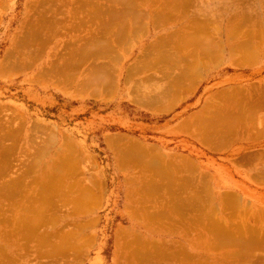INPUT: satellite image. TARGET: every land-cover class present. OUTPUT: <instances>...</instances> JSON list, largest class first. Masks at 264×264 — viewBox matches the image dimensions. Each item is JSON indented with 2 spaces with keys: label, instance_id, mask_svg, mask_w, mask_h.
<instances>
[{
  "label": "rangeland",
  "instance_id": "rangeland-1",
  "mask_svg": "<svg viewBox=\"0 0 264 264\" xmlns=\"http://www.w3.org/2000/svg\"><path fill=\"white\" fill-rule=\"evenodd\" d=\"M78 1L80 0H0V250H2V252L0 251V256L2 255L0 264L3 262L4 264H186V260L182 261L183 258L177 256V250L179 254L186 251V253H193L192 255L196 257L187 264H195L197 260L199 262L196 264L201 262V264L203 262L204 264L206 262V264H264V36L262 35V33L264 34L262 32V30L264 31V0H186L183 2L187 3L188 1V3H183L178 8L182 11L185 10V16H181L185 17L186 20H180L179 24L177 19H181V16L177 18L176 15V20L170 21L171 16L169 22H166V19L161 16L162 21L157 22L156 19L158 18H155L152 13L158 11L156 10L157 7L160 11L163 5L158 3L145 4L141 2L142 0L140 2L135 0L138 10L131 9L129 13L127 12L130 16L126 20L116 18L112 20V14H108V11L109 13L120 14L112 10L122 12L125 4H128V6L129 4L130 6L136 4L134 2L132 4L131 0H125V2L121 0H88L93 3H88L86 0ZM82 2L84 5H89H85L86 7L81 6ZM77 3L81 4L78 5ZM97 8L99 15L96 13ZM73 9L74 13L72 12ZM142 15L144 16L142 17ZM136 17L139 19H136ZM153 17L154 19H152ZM198 23L199 25H197ZM202 23L206 24L203 25ZM200 24L203 27L205 26V28L201 27L202 30L204 29L203 34L200 33L201 38L199 36L195 38L201 30L198 29ZM192 25L199 27H196L195 30ZM122 26H130L133 29L129 37L122 38L124 41L115 38V35L119 33L115 29ZM185 26L187 28L183 29L182 27ZM105 27L111 28L110 33L103 32ZM188 27L194 28L193 31H199L190 35L192 31H190L191 29L187 30ZM235 28H237L238 33L240 32V35L236 36L235 34L237 39L234 41V39H231L233 36L231 32L236 33L234 32ZM112 30L117 34L114 35V31L112 34ZM259 36L261 37L258 38ZM169 37L170 39H168ZM202 37L207 41L210 39L209 42L206 40H204L205 42L201 41V43H205L204 46L208 45L205 46L207 48L211 40L213 41L211 43L212 47L215 46L216 50H219L216 51L218 59L212 58L211 60L208 55L210 59L206 58L205 60L203 54L197 57L202 62L201 56L204 63L196 64L194 63L197 59L196 54H193L192 57L195 59L193 60L191 58L192 54L189 53V61L191 62L185 60L186 64L184 53L188 56L187 50L186 52L183 51L184 53L179 51L181 54L183 53V57L176 50L171 49L170 52L169 49L173 47L171 43L169 44L170 48L168 44L166 46V43H160L165 45H161V47H166L163 48L166 53L162 51L161 47H158L160 48L159 51L163 53L161 58H158L160 55H155L157 58L152 57L154 53H151V47L147 48L151 43L155 46V40L156 42L158 40H165L166 42L167 39L173 42V40L193 39L192 41L196 42ZM109 38L116 42L113 44L100 43ZM245 40L249 43L251 40L253 41L245 47L244 50L247 49V51H244L243 47L237 44V42L239 44L243 41L246 42ZM89 41H95L97 45L93 43L94 47L89 44ZM232 41L233 44L235 43L236 48L239 46L238 50L235 49L236 52L234 50V54L227 49V45L232 44ZM198 42L200 43V41ZM211 44L208 49L210 51L211 49L215 50L211 47ZM251 44L254 46H251ZM104 45L111 47L109 49L111 53L115 52L112 55L113 57L110 56L114 58V62H109L108 53L110 52H106L108 55L105 53L98 54L99 56L87 55L88 57L82 55L85 57L80 61L82 66L79 63L80 66L75 67L71 65V62H68L69 65L73 66V68L71 66L68 68L69 65L65 63L70 58L69 53L72 50L75 51L80 48L79 50L86 49V52L90 50L94 53L97 49L96 53H98L107 50L106 47H103ZM158 45H156V48ZM220 45L226 47L224 46L222 50L223 47H219ZM248 46H251V48L249 47V49ZM146 48L150 53L147 50L144 53L142 52ZM156 48V53H160ZM190 48H192V45ZM253 48L258 51V54ZM174 51L176 54L178 53V57ZM239 51L241 55L237 53ZM243 52L248 53H245V56ZM164 53L169 57L164 56ZM140 55L145 56V59L146 57L149 58L145 60L148 61V65L153 60V62H156L155 59H160V62L157 61L155 65L152 62L150 66L145 67L144 71H141V69H143L142 65L145 66V64L138 62L139 65L136 67L139 69L141 66L142 68L140 69L141 72L138 70L139 74H136L134 69L137 68L132 67V65L134 66L136 57L138 58ZM149 55L154 59L150 60ZM170 55L177 58L173 59L172 57L171 59ZM179 55L181 56L180 59H178ZM115 57L117 58L115 59ZM142 60L144 61L143 58ZM190 63H193V70L191 66L190 68L188 66ZM194 64L199 66L197 67ZM100 65H105V67ZM108 67L109 69H105ZM150 67L152 70L149 69ZM58 68L59 71H57ZM64 68H68L69 72H67V69L65 72ZM96 68L97 70H94ZM101 68L105 69L106 74H108L107 79L110 78L109 81L111 80V83L108 81L111 84L110 87L106 83L104 89H100V92L97 90L98 93L92 88L82 89L79 83L86 80V77H91L93 75H91V72H94L95 75L97 73L93 77L99 76L100 72L97 71ZM126 68H133L131 70L132 74L129 75L130 82L127 83L125 82ZM62 70L67 74H72L69 75V77L71 76L69 81H66L65 73ZM110 71L112 72L110 73ZM74 72L76 74H73ZM73 78L74 80H72ZM228 102L239 103L237 110L239 112L235 111L237 105L234 106V103L230 106H233L234 109H228L230 114H232L231 112L238 113H233L234 116H228L231 121H234L233 124L230 120H227L228 117L220 119L222 116H218L217 118V115H213L209 107V105L215 107L219 103L221 105V103L227 104ZM160 105L162 106L160 107ZM202 108H206L204 112ZM250 108L253 115L249 113ZM259 109L260 111H258ZM242 113H245L246 117L242 116ZM210 115H212V119H209ZM235 115H238V117ZM237 118H239L238 121H235ZM202 120L206 121V124L201 122ZM209 120H216L214 122H220V124L225 122L224 125L227 124L228 127L233 125L231 127L234 130L231 127L228 129L227 125L223 127V124L217 123V127H219V130L216 127L217 131L220 132L221 128L225 129L223 130L225 133L222 130L218 134L215 132L214 135L217 134L225 138L220 137L221 139L217 140L218 138L216 139L211 134V131H214L213 127L212 130H207L205 127V125H208L207 122L213 123ZM235 124L239 127L237 128ZM226 128L228 131H226ZM207 131L211 132V143L208 139L205 140L206 143L201 140L206 138L202 136H205ZM232 131L235 135H232L234 134ZM240 131L242 132L240 133ZM230 135L233 137L231 138ZM214 140L215 142H213ZM138 145L146 147V151L149 153L147 155L148 160L145 155L142 156L146 159L145 162L148 161L146 165L153 158L151 156L155 155V157H160L159 160H162V164L166 163L167 165V162H169V165H172L173 163L174 166L172 165L170 168L180 169L179 172H177L178 170L174 171V178L173 175L171 177L174 181L171 179V183H169L170 181L168 182L166 177L162 179L158 177L159 175L152 174L153 168L149 171L148 167H144L146 168V171H144L145 169L143 170V165H141L143 159L140 158L141 156L138 157L139 154L134 153L137 148L140 150L138 152H141V149L144 148L138 147ZM118 150L120 152L126 151V154L130 153L129 156L137 157L138 160L140 158L142 163L140 162L139 165L142 169L137 165V158L134 159V162L138 167H133L132 163L134 162L130 161V158L128 159L129 156L127 157L128 163L122 164L120 161V165L118 162L119 156L116 155L119 152ZM120 152L118 153L120 156L125 154H120ZM149 156L150 158H148ZM59 157L65 162H62ZM131 160H133V157H131ZM156 160L150 163L155 164L154 161ZM58 162L61 168L57 169ZM61 163L64 167L60 165ZM62 167L64 168L63 172L60 171V169H63ZM52 168L53 170L50 171ZM49 171L52 172L51 175L56 172V181L51 176L48 177ZM46 179H51L54 183H61V187H64L55 186L54 190H51V180L47 181ZM16 181L19 184L18 186ZM40 182L45 188L43 186L39 188ZM159 185L162 186H160L161 189ZM165 185L167 186L165 187ZM47 186H50V189ZM6 187L7 189L11 188V190L8 189L9 193L5 191ZM169 187L171 188L169 189ZM39 189H44L43 193L40 191L38 194ZM63 190H66V193ZM45 193L46 198L44 197ZM83 194H85L84 199L81 196ZM224 194L225 196H223ZM32 195L38 197L35 198L38 200L35 201ZM192 195L197 197H193V199ZM41 196L43 199L45 198L44 201L46 202L42 201ZM231 196L235 202L229 201L227 198H223L226 201L222 199V197H229L230 199ZM60 197L62 198L61 202ZM184 198L187 201L192 200L187 202L184 201ZM73 199L79 201L76 200L77 202H75ZM181 199L183 200L182 204H180ZM176 201L179 204H175ZM194 201L195 204L190 207ZM169 202H171L170 205ZM76 203L78 208H75ZM173 204L176 205V208ZM34 206L35 208L38 207L37 210L35 208V211L33 210L38 216L39 212L36 213V211L42 210V216L40 215V218H38L41 220H39L41 224L40 222L38 224L37 218V221H34V213L30 212ZM84 207H89V209ZM27 211H29V214H27ZM176 211H178L177 214ZM135 212L139 216H136ZM158 212L159 224H156L158 220H155V218ZM30 213H32L31 216ZM147 213L156 217L152 218L151 216L148 218ZM163 213H166L167 216ZM142 215H145V217ZM178 215L186 217L184 223L183 218L181 219ZM31 219L34 221L33 223ZM23 220L28 221V227H33V230L30 231L32 234L29 235L27 232V225L25 226L27 229L24 228L25 231L22 229L24 233L27 232V235L18 230V228L24 227L21 224L27 223H22ZM173 220L177 221L174 223L175 226L172 225ZM30 221L33 224L32 227ZM218 222L221 223L217 225ZM210 223L217 225L218 229ZM160 224L163 226H160ZM158 225L161 228H158ZM210 225L213 226V231H211ZM16 228L24 235H19ZM34 229L36 230L34 231ZM256 230L257 232L260 230L258 232L259 236L256 235ZM217 231L222 234L220 235ZM232 231L235 232L232 233ZM252 236L256 237L253 238ZM43 238L46 239L45 242ZM238 238L240 239L238 240ZM250 238L254 244L246 241V239L250 241ZM86 242L88 243L86 244ZM224 243L225 245L229 243V247H227L228 244L225 246ZM137 244H141L139 248L136 247ZM247 244H250L249 249ZM255 244L256 247L258 246L257 249ZM53 245L55 246L53 247ZM231 245L232 247H230ZM135 248L139 250L134 251ZM181 249L183 250L179 251ZM154 250L156 254L163 255L164 253V256L157 255L156 257ZM131 251H134V254L137 251L139 252L134 257L135 255L133 256V253H130ZM149 253L152 254L153 259L148 258L150 257ZM243 253L244 255H242ZM206 254L207 256L210 255V258L207 257L209 260L205 258L204 255ZM172 255H175V257ZM193 261L195 262L193 263Z\"/></svg>",
  "mask_w": 264,
  "mask_h": 264
},
{
  "label": "bare ground",
  "instance_id": "bare-ground-1",
  "mask_svg": "<svg viewBox=\"0 0 264 264\" xmlns=\"http://www.w3.org/2000/svg\"><path fill=\"white\" fill-rule=\"evenodd\" d=\"M80 1H81V0H80ZM80 1H78V2H80ZM82 1H83V0H82ZM86 1L89 3V2H91V1H93V0H91V1L86 0ZM98 1H99V0H98ZM103 1H104V0H103ZM121 1H124V2H125V0H121ZM127 1H128V0H127ZM127 1H126V2H127ZM136 1H137V0H136ZM140 1H141V0H139V2H140ZM183 1H186V0H142L141 2H143V3H145V4L158 3L159 5H163L162 7L160 6V7H161V8H160V11H159V9H158L159 7H157L156 10H158V11H154L152 14H153V16H154L155 18H158V19H156V20H158L157 22H159V20H160V22H161V21H162V19H161L162 17H163L164 19H166V20H165L166 22H169V19H170L171 16H172V18L170 19V21H172V20H176L175 15H176L177 18H178V17L180 18L181 15L185 16V14H184V11H185V10H184V7H186V6L183 7V10H184V11H182L181 9H178V8H180L181 5H183V3H185V2H183ZM189 1H191V0H189ZM133 2L135 3V0H134V1L131 0V3H132V4H133ZM137 2H138V1H137ZM137 2L135 3L136 5H137ZM84 3H85V2H84ZM91 3H93V2H91ZM94 3H95V2H94ZM122 3H123V2H122ZM128 3H129V2H128ZM143 3H141V4H143ZM187 3H188V1H187ZM187 3H185V4H187ZM189 3H190V2H189ZM77 4H78V3H77ZM80 4H81V3H79L78 5H80ZM96 4H97V5H100L99 3H96ZM96 4H95V5H96ZM85 5H89V4H85ZM85 5H84L83 2H82V5H81V6H85ZM123 5H124V4H123ZM126 5L128 6V4H125V5H124V8H125ZM139 5H140V4H139ZM188 5H189V4H188ZM67 6H68V5H67ZM90 6H91V5H90ZM127 6H126V8H127ZM129 6H130V4H129ZM129 6H128V8L132 7L133 5H131L130 7H129ZM141 6H142V5H141ZM85 7H86V6H85ZM88 7H89V6H88ZM91 7H92V6H91ZM104 7H105V6H104ZM136 7H137V6H136ZM175 7H176V8H175ZM75 8H76V7H75ZM81 8H82V7H81ZM89 8H90V7H89ZM95 8H96V7H95ZM111 8H112V7H111ZM152 8H153V7H152ZM106 9H107V8H106ZM131 9H133V7H132ZM131 9H129V10L131 11ZM161 9H164L165 11H164V10H161ZM176 9H177V10H176ZM100 10H101V9H100ZM123 10H124V9H123ZM126 10H127V9H126ZM126 10H125V11H126ZM137 10H138V9H137ZM73 11H74V9L72 10V12H73ZM90 11H91V10H90ZM110 11H111V10H110ZM135 11H136V10H135ZM135 11H134V12H135ZM181 11H182V12H181ZM93 12H94V10H93ZM98 12H99V11H98V8H97V12H96V13H98ZM100 12H101V11H100ZM126 12H128V11H126ZM126 12H124V13H126ZM132 12H133V11H132ZM134 12H133V13H134ZM186 12H187V11H186ZM73 13H74V12H73ZM79 13H80V12H79ZM108 13H109V11H108ZM117 13H118V11H117ZM124 13H123V11H122V14H121V12H120L121 15H124ZM128 13H129V12H128ZM142 13H143V12H142ZM83 14H85V13H83ZM99 14H100V13H98V15H99ZM131 14H132V13H131ZM60 15H61V14H60ZM102 15H103V14H102ZM107 15H108V14H107ZM126 15H127V14H126ZM133 15H134V14H133ZM135 15H136V14H135ZM113 16H114V15H113ZM136 16H137V15H136ZM138 16H139V15H138ZM143 16H144V15H142V17H143ZM145 16H147V15L145 14ZM161 16H162V17H161ZM183 16H181V19H177V20H178V24H179L180 20H182V19H183V21L186 20V19H184L185 17L183 18ZM200 16H201V15H200ZM86 17H87V16H86ZM89 17H90V16H89ZM92 17H93V16H92ZM114 17H115V16H114ZM120 17H121V18H120ZM120 17H119V19H124V16H123V18H122V16H120ZM127 17H129V16L127 15ZM131 17H132V16H131ZM139 17H140V16H139ZM154 17H153L152 19H154ZM173 17H174V19H173ZM103 18H104V16H103ZM116 18H117V16H116ZM159 18H160V19H159ZM186 18H187V15H186ZM89 19H90V18H89ZM94 19H95V17H94ZM104 19H105V18H104ZM111 19H112V18H111ZM134 19H135V17H134ZM136 19H139V18L136 17ZM145 19H146V17H145ZM164 19H163V21H164ZM188 19H190V18H188ZM188 19H187V21H188ZM205 19H206V17H205ZM113 20H114V19H113ZM125 20H126V18H125ZM147 20H148V19H147ZM202 20H203V19H202ZM94 21H95V20H94ZM101 21H102V20H101ZM103 21H104V20H103ZM117 21H118V20H117ZM131 21H132V20H131ZM137 21H138V20H137ZM137 21H136V22H137ZM141 21H142V20H141ZM119 22H122V21H119ZM138 22H139V21H138ZM181 22H182V21H181ZM208 22H209V21H208ZM46 23H47V22H46ZM46 23H45V24H46ZM81 23H83V22H81ZM116 23H117V22H116ZM116 23H115V24H116ZM123 23H124V22H123ZM154 23H155V22H154ZM170 23H171V22H170ZM190 23H191V22H190ZM101 24H102V23H101ZM120 24H121V23H120ZM159 24H160V23H159ZM202 24H203V23H202ZM202 24H200V28H198L199 30L201 29L200 32H199V35H198V33H197V32L199 31L198 29H197L198 31H193L194 28H192V27H195L194 25H192L191 28L188 27L187 30L191 29L190 31H192V33H190V32H188V33H190V35H193V34H194L193 32H196L197 35H196L195 38H197V36H199V37L201 38L200 33H202V31L204 30V29L202 30V28H201V27H203V26H201ZM205 24H206V23H204L203 25H205ZM42 25H43V24H42ZM95 25H96V24H95ZM153 25H154V24H153ZM197 25H199V23H198ZM261 25H262V24H261ZM101 26H102V25H101ZM103 26H104V25H103ZM236 26H238V25H236ZM239 26H240V25H239ZM43 27H44V26H43ZM53 27H54V26H53ZM71 27H72V26H71ZM78 27H79V26H78ZM93 27H94V26H93ZM93 27H92V28H93ZM125 27H126V26H125ZM133 27H134V26H133ZM196 27H199V26H196ZM196 27H195V30H196ZM234 27H235V26H234ZM72 28H73V27H72ZM75 28H76V27H75ZM98 28L101 29L100 27H98ZM107 28H108V27H107ZM107 28H104V29H106L105 31H108ZM138 28H139V27H138ZM182 28H183V29H184V28H187V26L182 27ZM203 28H205V26H204ZM238 28H239V27H238ZM70 29H71V28H70ZM110 29H111V28H110ZM113 29H115V28H113ZM119 29L122 30V31L119 32V33L117 34V33L115 32V31H116V30H115V31H114V32H115L114 35L117 34V35H120V36L123 37V35L127 33V31L124 32V33H123V31H124V30H127V29H122V28H119ZM128 29H129V28H128ZM239 29H240V28H239ZM259 29H261V28H259ZM79 30H80V29H79ZM120 30H119V31H120ZM129 30H130V29H129ZM132 30H133V29H132ZM132 30H131V31H132ZM180 30H181V29H180ZM235 30H236V31H235ZM235 30H234V32H236V33H232V32H231V35H233L231 39H234V41L237 39L236 36H237V35H240V32L238 33L237 28H235ZM94 31H95V30H94ZM258 31H260V30H258ZM38 32H40V31H38ZM91 32H92V31H91ZM101 32H102V31H101ZM112 32H113V30H112ZM128 32H129V31H128ZM241 32H242V31H241ZM248 32H249V31H248ZM248 32H247V34H248ZM262 32H264V31L262 30ZM262 32H261V33H262ZM28 33H29V32H28ZM34 33H35V31H34ZM109 33H110V32H109ZM182 33H183V32H182ZM258 33H259V32H258ZM29 34H30V33H29ZM35 34H36V33H35ZM38 34H39V33H38ZM105 34H106V33H105ZM176 34H177V33H176ZM202 34H203V33H202ZM228 34L230 35L229 32H228ZM228 34H227V36H228ZM235 34H236V36H235ZM243 34H245V33H243ZM243 34H241V35H243ZM250 34H252V33H250ZM48 35H49V34H48ZM106 35H107V34H106ZM110 35H111V34H110ZM114 35H113V36H114ZM117 35H115V38H116ZM127 35H128V33H127ZM173 35H174V34H173ZM231 35H230V36H231ZM245 35H246V34H245ZM259 35H261V34H259ZM262 35L264 36L263 33H262ZM26 36H27V35H26ZM32 36H33V35H32ZM96 36H97V35H96ZM96 36H95V37H96ZM125 36H126V35H125ZM125 36H124V37H125ZM185 36H186V35H185ZM185 36H184V37H185ZM247 36H249V35H247ZM107 37H108V36H107ZM122 37H121V38L118 37V38H116V39L121 40ZM170 37H171V36H170ZM170 37H169L168 39H170ZM173 37H174V36H173ZM235 37H236V38H235ZM240 37H241V36H240ZM244 37H245V36H244ZM260 37H261V36H259L258 38H260ZM98 38H99V37H98ZM174 38H175V37H174ZM174 38H173V39H174ZM185 38H186V37H185ZM188 38H189V37H188ZM192 38H193V37H192ZM200 38H199V40H198V41H200V43H199L196 39H194V40H196V42H195V41H192L193 39H192V40L188 39V40H190V41H188V40H184V41H180V40H179V41H174V40L172 39L173 42H172V41H169V40L166 39V42H165V40H164V41H163V40H160V41L158 40V42L155 41L154 43H156V45H158V44L160 45V46L158 45L157 48H158V47H161L162 44H160V43H164V44L166 43V46H167V44L169 45V44L171 43V44H173V45H171V46H173V47L170 48V45L168 46V47L170 48V49H169L170 52H171V49H172V50H176V51H178V52H179V51H182V52L184 51V52H186V50H187L186 53H188V54H189V53L192 54V55H191V58H192V59H193V57H192L193 54H196V57L199 56V55L202 56V55L204 54V55H203V58L205 57V58H204L205 60H206V58H208V60H209L210 58H211V60H212V58H215V59H216V58H217L216 56L218 55V54H216V51H219V50H216L217 48H215L214 45H213V46H214L215 50H212V49L210 48V49H211V51H210V50L208 49V48L210 47V44H211L213 41L211 40V43H210V44L208 43V44H209V47L207 48V47H205V46H208L207 44L204 46L205 43H203V42L201 43V41H204V40H206V39H205V38L203 39V37H202V39H203V40H202V39H200ZM242 38H243V37H242ZM256 38H257V37H256ZM48 39H49V37H48ZM89 39H90V38H89ZM95 39H96V38H95ZM109 39H112V38H109ZM124 39H125V38H124ZM157 39H158V38H157ZM183 39H184V38H183ZM263 39H264V38H263ZM84 40H85V39H84ZM104 40H105V39H104ZM107 40H108V39H107ZM209 40H210V39H208V41H207V40H206V41L209 42ZM241 40H242V39H241ZM249 40H250V39H249ZM258 40H259V39H258ZM98 41H99V40H98ZM108 41H109V40H108ZM168 41H169V42H168ZM245 41H246V42L243 41L244 43H243V42H242V43L240 42V44H242V45H240V44L237 42V44H238L239 46L243 47V48H242L243 50L245 49V47H246L248 44L251 43L252 40L250 41V43L247 42V40H245ZM260 41H261V39H260ZM260 41H259V42H260ZM263 41H264V40H263ZM83 42H84V41H83ZM85 42H86V40H85ZM89 42H90L89 44H91L92 46L95 47V45H93V43L96 44L95 41H94V42H93V41H89ZM115 42H116V41H115ZM204 42H205V41H204ZM207 42H206V43H207ZM221 42H222V41H221ZM226 42L228 43V41H226ZM229 42H230V41H229ZM261 42H262V41H261ZM102 43H103V42H102ZM104 43H105V42H104ZM107 43H108V42H107ZM113 43H114V42H109L108 44H113ZM121 43H122V42H121ZM154 43H153V44H154ZM157 43H158V44H157ZM219 43H220V42H219ZM230 43H231V42H230ZM252 43H253V41H252ZM86 44H87V43H86ZM129 44H130V43H129ZM201 44H203V45H201ZM213 44H214V43H213ZM221 44H224V43H221ZM96 45H97V44H96ZM149 45H150V46H149ZM149 45L147 46V48L149 49V47H151V48H150V50L152 51L151 53H154V55L152 54V57H154L155 55H160V57L158 56V58H161V57H162L161 54L163 55V53H161V52H162V51L165 52L164 49H165L166 47H161L162 49L164 48L162 51H159L160 48H158V51H159L160 53H156V50H155L156 45L153 46L152 43L149 44ZM151 45H152V46H151ZM191 45H192V48H190ZM215 45H216V44H215ZM252 45H253V44H251V46H252ZM77 46H78V45H77ZM88 46H90V45H88ZM92 46H91V47H92ZM127 46H128V45H127ZM162 46H165V45H162ZM224 46H225V45H224ZM224 46L220 45L219 47H221V48L223 47V48H222V50H223V49H224ZM239 46H237V48H236L235 43L233 44V41H232V44H228V45H227V47H228L227 49L229 50L230 53L233 52V54H234V50H235V49L238 50V47H239ZM251 46H248V48H249V47L251 48ZM253 46H254V45H253ZM255 46H257V45H255ZM17 47H18V46H17ZM69 47H70V46H69ZM103 47H106L105 49H107V50H106V51H100V50H98V51H100V52H98V53H96V52H97V49H96V48H95L96 51H95L94 53H93V52H90V50L88 51V52H89V53H88V52H86V49H85V50H84V49L79 50L80 48H77L79 51H76L77 49H76L75 51H74V50L70 51V50H69L70 48H69V49H68V50L70 51V53H69V54H70L69 57H70L71 59L68 58L67 61L65 60V61H66L65 63H66V65H69L68 62H71V65H73V66H75V67H78L80 61L83 60V57H84V56H85V57H88L89 55L92 56V55H98V54H104V53L107 54L106 52H110V53H108L109 55L107 54L109 57L106 56V57H108L109 62H114V58H111V57H113L112 55H114L115 52L113 51L114 53H111V51H109V49L111 48V47H109V45H108V46H107V45H104ZM120 47H121V46H120ZM153 47H154V48H153ZM211 47H212V44H211ZM225 47H226V46H225ZM241 47H240V48H241ZM147 48L144 49V51H142V52L144 53L146 50H147V52H148V49H147ZM152 48H153V49H152ZM157 48H156V49H157ZM187 48H188V49H187ZM212 48H213V47H212ZM214 48H213V49H214ZM240 48H239V50H240ZM250 48H249V49H250ZM258 48H259V47H258ZM258 48H257V49H258ZM89 49H90V47H89ZM95 49H94V50H95ZM206 49H207V50H206ZM87 50H88V49H87ZM94 50H93V51H94ZM103 50H104V48H103ZM111 50H113V49H111ZM237 50H235V52H236ZM243 50H242V51H243ZM253 50H255V49L253 48ZM115 51H116V50H115ZM153 51H155V52H153ZM242 51H241V52H242ZM244 51H247V49L244 50ZM250 51H251V50H250ZM250 51H249V52H250ZM255 51H256V50H255ZM21 52H22V51H21ZM147 52H146V53H147ZM168 52H169V51H168ZM184 52H183V53H184ZM256 52H257V54H258V51H256ZM116 53H117V52H116ZM148 53H150V51H149ZM155 53H156V54H155ZM165 53H166V52H165ZM165 53H164V56L167 55V54H165ZM174 53L176 54L175 51H174ZM179 53H180L181 56L183 55V53H182V54H181V52H179ZM213 53H214V54H213ZM237 53H240V51L237 52ZM243 53H244V55L246 56L245 53H248V52H243ZM77 54H78V55H77ZM110 54H111V55H110ZM117 54H118V53H117ZM175 54H174V55H175ZM177 54H178V53H177ZM177 54H176V56H177ZM190 54H189L188 56H186L185 53H184V61H185V60H186V61L188 60V62H191V61H189V60H190V58H189ZM235 54H236V53H235ZM249 54H250V53H249ZM257 54H256V56H257ZM82 55H84V56H82ZM87 55H88V56H87ZM172 55H173V54H172ZM180 55H179V56H180ZM208 55H209L210 58L208 57ZM240 55H241V53H240ZM252 55H253V54H252V52H251V56H252ZM78 56H79V58H78ZM98 56H99V55H98ZM110 56H111V57H110ZM116 56H117V55H116ZM141 56H143V55L138 56V58L136 57V62H137V64H136V62H135V63H134V66L132 65V67L137 68V67H138L137 65H139L138 62H139V63H144L145 66L142 65V66H143V69H141V68H142L141 66H140L139 69H138V68H137V69H134V71H135L136 74L138 73V70H139V72H141L142 70L144 71L145 67H146V66H147V67L150 66V64H152V62L154 61V60H153L154 58H151V55H149V56H150V60L152 59L153 61L150 62V64L148 65V63H147L148 61H145V60H146V59H149V58L146 57V59H145V58H144L145 56H143V57H141ZM149 56H148V57H149ZM167 56H168V55H167ZM170 56H171V55H170ZM181 56H180L178 59H180ZM185 56H186V58H185ZM201 56H200V59H201V61L203 62V58H201ZM242 56H243V55H242ZM62 57H63V56H62ZM65 57H66V56H65ZM85 57H84V58H85ZM95 57H96V56H95ZM100 57H101V56H100ZM168 57H169V56H168ZM172 57H173V56H171L170 58L172 59ZM177 57H178V56H177ZM177 57H173V59H174V58H177ZM182 57H183V56H182ZM194 57H195V56H194ZM196 57H195V58H196ZM218 57H219V56H218ZM239 57H240V56H239ZM253 57H254V56H253ZM29 58H30V57H29ZM31 58H32V57H31ZM66 58H67V57H66ZM116 58H117V57H115V59H116ZM139 58H140V60L138 61ZM142 58L144 59L145 62L142 60ZM155 58H157V56H155ZM170 58H168V59H170ZM198 58H199V57H197L196 62L194 61V63H196V64H197V63H200V64H201L202 62H200V60H199ZM64 59H65V58H64ZM64 59H63V60H64ZM106 59H107V58H106ZM112 59H113V61H112ZM164 59H165V58H164ZM182 59H183V58H182ZM182 59H181V60H182ZM192 59H191V60H192ZM215 59H214V60H215ZM217 59H218V58H217ZM246 59H247V58H246ZM69 60H70V61H69ZM155 60H156V62L158 61V63L160 62V59H158V60L155 59ZM162 60H163V59H162ZM193 60H195V59H193ZM198 60H199V62H197ZM88 61H89V60H88ZM182 61H183V60H182ZM186 61H185V63H186ZM121 62H122V61H121ZM156 62H153V65H155ZM164 62H165V61H164ZM67 63H68V64H67ZM84 63H85V62H84ZM84 63H83V64H84ZM203 63H204V62H203ZM203 63H202V64H203ZM206 63H207V61H206ZM13 64H14V63H13ZM80 64H81V63H80ZM85 64H86V63H85ZM135 64H136V65H135ZM146 64H147V65H146ZM186 64H187V63H186ZM196 64H194V65L197 66ZM15 65H16V64H15ZM71 65H69L68 68H70ZM140 65H141V64H140ZM153 65H152V66H153ZM192 65H193V63H190V65H188V66H189V68H190V66H191V67H192V70H193L194 67H193ZM73 66H71V67L73 68ZM79 66H80V65H79ZM81 66H82V64H81ZM96 66H97V65H96ZM100 66H102V65H100ZM100 66H99V67H100ZM107 66H109V65H107ZM136 66H137V67H136ZM152 66H151V67H152ZM160 66H161V65H160ZM188 66H187V67H188ZM198 66H199V65H198ZM198 66H197V67H198ZM200 66H201V65H200ZM55 67H56V66H55ZM63 67H64V66H63ZM63 67H62V68H63ZM66 67H67V66H66ZM75 67H74V68H75ZM99 67H98V68H99ZM102 67H105V65H103ZM151 67H150L149 69H151ZM157 67H158V66H157ZM197 67H196V68H197ZM68 68H64V71L67 69V72H69V71H68ZM199 68H200V67H199ZM12 69H13V68H12ZM105 69H109V67H108V68H105ZM105 69H102V68H101L99 71H97V72H100V74H99V76H97L96 78L93 77V76L95 75L94 72H93V73L91 72V75L93 74L91 77H89V78L86 77V78H85L86 80H83L82 82L79 83V85L81 86V88H82V89H85V88H90V89H91V88H92V89H94V91H96V93H98L97 90L99 91L100 89H104V84L107 83V86L110 87L111 84H109V83H111V82H110L111 80L109 81L110 78L107 79V78H108V76H107L108 74H106ZM132 69H133V68H132ZM132 69H130V68H126V79H125V82H126V83H127L128 81L130 82V80H129L130 76H129V75L132 74V73H131V70H132ZM140 69H141V71H140ZM146 69H147V68H146ZM186 69H187V68H186ZM70 70H72V69H70ZM79 70H80V69H79ZM94 70H97V68L94 69ZM151 70H152V69H151ZM155 70H156V69H155ZM192 70H191V71H192ZM196 70H198V69H196ZM57 71H59V68H58ZM64 71L62 70L63 73L66 72V71H65V72H64ZM74 71H75V70H74ZM134 71H132L133 74H135ZM145 71H147V70H145ZM185 71H186V70H185ZM187 71H188V69H187ZM52 72H54V71H52ZM60 72H61V71H60ZM76 72H77V70H76ZM76 72H74L73 74H76ZM111 72H112V71H110V73H111ZM113 72H114V70H113ZM150 72H151V71H150ZM188 72L190 73V71H188ZM70 74H71V73H69V74L65 73V74H64V76H66V78H65L66 81H69V78L71 77V76L69 77ZM87 74H88V73H87ZM89 74H90V73H89ZM89 74H88V75H89ZM138 74H139V73H138ZM193 74H194V73H193ZM71 75H72V74H71ZM88 75H87V76H88ZM96 75H97V73H96ZM96 75H95V76H96ZM182 75H183V74H182ZM182 75H180V76L183 77ZM76 76H77V75H76ZM109 76H110V75H109ZM62 77H63V76H62ZM74 77H75V75H74ZM131 78H132V77H131ZM148 78H149V77H148ZM114 79H115V77H114ZM114 79H113V80H114ZM184 79H185V78H184ZM192 79H193V78H192ZM72 80H74V78H73ZM108 81H109V83H108ZM63 82H64V81H63ZM125 82H124V83H125ZM150 82H151V81H150ZM178 82H179V81H178ZM74 83H75V82H74ZM179 85H180V82H179ZM105 86H106V85H105ZM107 86L105 87L106 89H107ZM177 86H178V84H177ZM172 90H173V89H172ZM90 91H92V90H90ZM99 92H100V91H99ZM168 93H170V92H168ZM177 93H178V92H177ZM175 98H176V97H175ZM156 100H157V98H156ZM158 101H159V99H158ZM240 101H244V100H240ZM146 102H147V101H146ZM148 103H149V102H148ZM233 103H234L235 105H234ZM243 103H244V102H243ZM141 104H142V103H141ZM144 104H145V103H144ZM164 104H166V103H164ZM169 104H170V103H169ZM231 104H233L234 106L237 105V107H235V108H236L235 111H237V110H238V105H239L238 102H228L227 104H222V103H221V105H220V103H219L218 105H215V107H213V105L211 104L212 106L209 105V107H210V111H212V114H213V115H217V118H218V116H219V117L222 116V117H220V119H221V118H226V117H228V116H230V115H231V116H234V115H232L233 113H234V114H235V113L238 114L237 112H239V111H237V112H231L232 114H230V112H228V111H229L228 109H232V110L234 109V108H232L233 106L230 107ZM166 105L168 106V104H166ZM161 106H162V105H160V107H161ZM164 106H165V105H164ZM167 106H166V107H167ZM256 106H257V105H256ZM166 107L164 108L165 110H166L168 107H170V106H168L167 108H166ZM207 107H208V106H207ZM211 107L214 108V109L211 110V109H212ZM242 107H243V106H242ZM245 107H246V106H245ZM245 107H244V108H245ZM247 108H248V106H247ZM247 108H245V109H247ZM253 108H255V106H253ZM162 109H163V108H162ZM164 109H163V110H164ZM202 109H204V108H202ZM205 109H206V108H205ZM205 109L203 110V112L205 111ZM245 109H244V110H245ZM257 109H258V108H257ZM263 109H264V108H263ZM232 110H231V111H232ZM261 110H262V109H261ZM206 111H209V110H206ZM241 111H242V109H241ZM246 111H247V110H246ZM251 111H252V110H251V108H250V112H249V113H252ZM258 111H260V109H259ZM242 112H244V111H242ZM246 113H247V112H246ZM203 114H204V113H203ZM248 115H249V114H248ZM250 115H253V113L250 114ZM211 116H212V115L209 116V117H210L209 119H212ZM223 116H225V117H223ZM235 116L238 117V115H235ZM242 116L246 117V114H245V113H244V114L242 113ZM202 118H203V117H202ZM213 118H214V116H213ZM239 118H240V117H239ZM239 118H237L235 121H238ZM250 118H251V116L249 117V119H250ZM203 119H204V118H203ZM220 119H216V120L219 121ZM232 119H233V118H232ZM204 120H205V119H204ZM204 120H202L201 122H204ZM216 120H209L210 122L212 121L213 123H208V122H207L208 125H205V127H206L207 130H209V129L212 130V127H213V130H214V131H211L212 133L209 132V131L205 132V136H202V137H204V138L206 137V138H205V139H201L202 142L208 139V140L210 141V143H211V140H212V139L210 140V137H212V136L210 135V133H211L212 135H214L215 132H217V134H218V132H219V131H217V130H219V129H218L219 127H217V123H218V122H214V121H216ZM222 120H223V119H222ZM222 120H221V121H222ZM227 120H230L229 117H228ZM227 120H225V121L227 122ZM240 120H241V118H240ZM230 121H231V120H230ZM230 121H229V122H230ZM205 122H206V121H205ZM205 122H204V124H206ZM231 122H232L231 124L234 123V121H231ZM224 123H225V122H222V123L220 124V122H219L218 124H220V125L223 124L222 126L225 127L227 124L224 125ZM246 123H249V122H246ZM201 124H202V123H201ZM204 124H202V125L204 126ZM209 124H210V125H209ZM240 124H241V123H240ZM220 125H218V126H220ZM229 125H230V124H229ZM237 125H239V124L237 123ZM237 125L235 124V126L238 128L239 126H237ZM203 126H201V127L203 128ZM207 126H209L210 128H208ZM231 126H233V125H231ZM231 126H229V127H231ZM246 126H247V124H246ZM201 127H200V128H201ZM216 127H217V130H216ZM220 127H221V126H220ZM226 127H228V125H227ZM229 127H228V129H229ZM202 128H201V129H202ZM228 129L226 128V131H228ZM231 129H233V128L231 127ZM203 130H204V129H203ZM203 130H202V131H203ZM215 130H216V131H215ZM221 130L223 131V130H225V129H224V128H221ZM221 130H220V132H222ZM233 130H234V129H233ZM237 130H239V129H237ZM202 131H201V133H202ZM220 132H219V133H220ZM223 132H224V131H223ZM230 132H231V131H230ZM232 132L234 133V131H232ZM241 132H242V131H240V133H241ZM201 133H200V134H201ZM224 133H225V132H224ZM227 133H229V132H227ZM203 134H204V131H203ZM217 134L214 135V137H216V139L218 138L217 140H219V138H220L221 136H218ZM229 134H230V133H229ZM231 134H232V133H231ZM225 135H226V134H225ZM227 135H228V134H227ZM232 135H235V133L232 134ZM232 135H230L231 138L233 137ZM240 135H241V134H240ZM240 135H239V136H240ZM13 136H14V135H13ZM217 136H218V137H217ZM199 137H200V136H199ZM227 137H229V136H227ZM200 138H201V137H200ZM221 138H224V136L221 137ZM221 138H220V139H221ZM213 139H215V138H213ZM224 139H225V138H224ZM50 140H51V139H50ZM118 142H119V141H118ZM213 142H215V140H214ZM213 142H212V143H213ZM205 143H206V141H205ZM216 143L218 144V142H216ZM114 144H115V143H114ZM135 144L137 145V143H135ZM135 144H133V145H135ZM202 144H203V143H202ZM118 145H119V144H118ZM215 145H216V144H215ZM46 146H47V145H46ZM115 147H116V149H117V146H116V145H115ZM121 147H122V146H121ZM129 147H131V146H129ZM134 147H135V146H134ZM138 147H141V148H142V147H144V146H141V145L139 146V145H138ZM65 148H66V147H65ZM144 148H145V149H144ZM144 148H143L144 150L141 149V152H138V151H140L139 148H137V151L134 152L135 154H139L138 157L141 156L140 158L143 159V160H142L143 163L140 161V160H141L140 158H139V160H138V158L136 157V158H137V160H136V158H134V156H132V155L129 156L130 153H129V154H126V151H125V152H124V151H123V152H120V151H119L120 149H119L118 151L120 152V154H121V153H125V154H121L123 157L120 156V155H118L119 152L116 153V155L119 156V157H118V162H119V164L121 165V162H122V164H124V163H125V164L128 163V162H127V157L129 156L128 159L130 158V161H133V162H134L135 160L137 161V163H138L137 165L139 166L140 169H142V167H143V170L145 169L144 171H146V168H144V167H148L147 169H148L149 171H151L152 168H153V170H152V174H154V175L156 174V176L159 175L158 177H160V178H162V179H163L164 177H166V179L168 180V182L170 181L169 183H171V179L174 181V179H173V178H174V174H175L174 171H177V170H178L177 172H179L180 169L170 168V167H172L173 163H172V165L170 164V165H171V166H170V165H169V162H167L168 164L166 165V163H164L165 160H164V162H163L164 164H162V160H161V159L159 160L160 157L158 158V157L156 156V157H157V158H156L155 155L151 156V155L153 154L152 152H150V153H152L150 156L153 157V158H152L153 160H156V159H157V160L154 161L155 164H154V163L151 164L150 162H151V161L153 162V160L151 159V160H149L148 165H146L148 161H147V162H145V161H146V159H147V155H148L149 153H148V151H146V147H144ZM128 149H130V148H128ZM134 149H136V148H134ZM121 150H122V149H121ZM142 150H143V151H142ZM148 150L150 151V149H148ZM60 151H61V150H60ZM115 151H116V150H115ZM144 151H145V152H144ZM116 152H117V151H116ZM130 152H131V150H130ZM132 152H133V150H132ZM1 153H2V152H1ZM127 153H128V152H127ZM134 153H133V154H134ZM146 153H147V154H146ZM66 154H67V153H66ZM154 154H155V152H154ZM144 155H145L146 159H144V157H142V156H144ZM156 155H157V154H156ZM247 155H248V154H247ZM0 156H1V155H0ZM55 156H56V155H55ZM67 156H70V155H67ZM135 156H136V155H135ZM150 156H149L148 158H150ZM158 156H159V155H158ZM131 157H133V160H131ZM249 157H250V156H249ZM60 158H61V157H59V159H60ZM69 158H70V157H69ZM155 158H156V159H155ZM247 158H248V157H247ZM59 159H58V160H59ZM62 159H63V155H62ZM62 159H60V160H62ZM134 159H135V160H134ZM162 159H164V158H162ZM65 160H66V159H65ZM67 160H69V159H67ZM71 160H72V159H71ZM147 160H148V159H147ZM181 160H182V159H181ZM63 161H64V160H62V162H63ZM120 161H121V162H120ZM130 161H129V163H130ZM158 161H159V162H158ZM160 161H161V162H160ZM60 162H61V161H60ZM64 162H65V161H64ZM140 162H141L142 164H141ZM144 162H145V163H144ZM66 163H67V162H66ZM139 163H140L141 165H143V166L141 167V165H139ZM179 163H180V162H179ZM58 164H59V162L57 163V165H58ZM132 164H133V165H132L133 167L136 166V165H135V162L132 163ZM187 164H188V163H187ZM55 165H56V164H55ZM60 165H62V163H61ZM168 165H169V166H168ZM178 165H179V164H178ZM62 166L64 167V165H62ZM69 166H70V165H69ZM126 166H128V165H126ZM129 166H131V165H129ZM138 166H136V167H138ZM163 166H167L168 168H167V167H163ZM173 166H174V165H173ZM183 166H184V164H183ZM185 166H186V165H185ZM189 166H190V164H189ZM194 166H195V165H194ZM31 167H32V166H31ZM51 167H52V166H51ZM59 167L61 168V166H59V165H58V167H56V168L58 169ZM63 167H62V168H63ZM121 167H122V166H121ZM136 167H135V168H136ZM149 167H151V169H149ZM192 167H193V166H192ZM0 168H1V166H0ZM44 168H45V167H44ZM53 168H54V167H53ZM53 168L50 169V171L53 170ZM164 168H165V169H164ZM29 169H30V168H29ZM32 169H33V168H32ZM54 169H55V168H54ZM67 169H69V168H67ZM186 169H187V168H186ZM191 169H192V168H191ZM55 170H56V169H55ZM63 170H64V168H63V169H60V171H62V172H63ZM65 170H66V169H65ZM72 170H73V169H72ZM148 170H147V172H148ZM29 171H31V170H29ZM29 171H28V172H29ZM44 171H45V170H44ZM50 171H49V173H48V175H49L48 177L51 176L52 178H54L53 180L56 181V177H55V176H56V175H55L56 172H53L54 175H51L52 172L50 173ZM67 171H68V170H67ZM153 171H154V172H153ZM31 172H32V171H31ZM69 172H70V170H69ZM2 173H3V172H2ZM25 173H26V171H25ZM42 173L44 174V172H42ZM66 174H67V173H66ZM66 174H65V175H66ZM72 174H73V173H72ZM193 174H194V173H193ZM27 175H28V174H27ZM58 175H59V174H58ZM69 175H71V174H69ZM141 175H142V174H141ZM148 175H149V174H148ZM172 175H173V178H171ZM66 176H67V175H66ZM142 176H143V175H142ZM57 178H59V176H57ZM160 178H159V179H160ZM47 179H48V178H47ZM47 179H46V180H47ZM179 179H180V178H179ZM179 179H178V180H179ZM50 180H51V179H50ZM50 180H47V181H50ZM54 181L51 180V182H50V186H52L51 190H54L55 186H58V187H59V186H60V187L62 186V184H61L60 182H59L60 184H58V183H56V182H55V183H56V184H55ZM58 181H59V180H58ZM154 181H155V180H154ZM173 181H172V183H174ZM175 181H176V179H175ZM13 182H14V181H13ZM13 182H12V183H13ZM16 182H17V181H16ZM61 182H62V181H61ZM166 182H167V181H166ZM9 183H10V182H9ZM22 183H23V182H22ZM40 183H41V182H40ZM51 183H52V184H51ZM143 183H144V182H143ZM150 183H151V182H150ZM162 183H163V182H162ZM47 184H48V183H47ZM54 184H55V185H54ZM144 184H146V183H144ZM148 184H149V182H148ZM166 184H167V183H166ZM174 184H175V183H174ZM13 185H14V184H13ZM18 185H19V184H18V182H17V186H18ZM48 185H49V184H48ZM73 185H75V184H73ZM142 185H143V184H142ZM150 185H152V184H150ZM155 185H156V184H155ZM157 185H158V184H157ZM171 185H173V184H171ZM202 185H203V184H202ZM8 186H11V185H8ZM14 186H15V185H14ZM39 186H40L39 188H41V187L43 186L42 183H41V185H39ZM50 186H47V188L49 187V189H50ZM160 186H161V185H159V187H160ZM166 186H167V185H165V187H166ZM174 186H175V185H174ZM185 186H186V185H185ZM58 187H57V188H58ZM63 187H64V186H63ZM63 187H61V188H63ZM141 187H142V186H141ZM161 187H162V186H161ZM161 187H160V189H161ZM182 187H183V186H182ZM9 188H10V187H9ZM9 188H8V189H9ZM43 188H45V186H43ZM47 188H46V189H47ZM61 188H60V189H61ZM83 188H84V187H83ZM152 188H153V187H152ZM154 188H157V187H154ZM170 188H171V187H169V189H170ZM172 188H173V187H172ZM179 188H180V187H179ZM6 189H7V187H6ZM6 189H5L6 192H8L9 190H11V188H10L9 190H8V189L6 190ZM12 189H13V188H12ZM46 189H45V190H46ZM60 189H58V190H60ZM66 189H67V188H66ZM180 189H181V188H180ZM188 189H189V188H188ZM191 189H192V187H191ZM14 190H15V188H14ZM14 190H12V191H14ZM17 190H19V189H17ZM17 190H16V191H17ZM82 190H83V189H82ZM177 190H178V189H177ZM181 190H182V189H181ZM5 191H3V192H5ZM12 191H11V193H12ZM16 191H15V192H16ZM40 191L43 193L44 189H42V190L39 189L38 194L40 193ZM55 191H57V190H55ZM55 191H52V192H55ZM65 191H66V190H65ZM65 191L63 190V192H65ZM68 191H69V190H68ZM70 191H71V189H70ZM83 191H84V190H83ZM150 191H151V190H150ZM153 191H155V190H153ZM153 191H152V192H153ZM158 191H159V190H158ZM162 191H163V190H162ZM169 191H170V190H169ZM171 191H172V189H171ZM171 191H170V193H171ZM197 191H198V190H197ZM15 192H13V193H15ZM17 192H18V191H17ZM50 192H51V191H50ZM84 192H85V191H84ZM84 192H83V193H84ZM166 192H167V191H166ZM199 192H200V191H199ZM8 193H9V192H8ZM8 193H6V194H8ZM19 193H20V192H19ZM36 193H37V192H36ZM47 193H48V192H47ZM55 193H59V192H55ZM65 193H66V192H65ZM176 193H177V192H176ZM203 193H204V192H203ZM3 194H4V193H3ZM77 194H78V193H77ZM81 194H82V193H81ZM85 194H87V193H85ZM85 194H83V195H81V196L83 197ZM205 194H206V193H205ZM16 195H17V194H16ZM36 195H37V194H36ZM40 195H42V194H40ZM45 195H46V193L44 194V197H45ZM59 195H60V194H59ZM61 195H62V194H61ZM63 195H64V194H63ZM66 195H67V194H66ZM66 195H65V196H66ZM74 195H75V194H74ZM88 195H89V194H88ZM179 195H180V194H179ZM182 195H183V194H182ZM186 195H188V194H186ZM7 196H8V195H7ZM32 196L34 197V195H32ZM37 196H38V195H37ZM67 196H68V195H67ZM170 196H171V194H170ZM170 196H169V197H170ZM223 196H225V194H224ZM226 196H227V195H226ZM62 197H63V196H62ZM82 197H81V199H82ZM86 197H87V196H86ZM89 197H90V195H89ZM190 197H191V196H190ZM193 197L196 198L197 196L195 197V195H194V196L192 195V198H193ZM204 197H205V196H204ZM220 197H221V195H220ZM233 197H234V196H233ZM35 198H38V197H34V198H33L35 201L38 200V199H35ZM41 198H42V201H43V202H46V201H44L46 197L43 199V197L41 196ZM60 198H61V197H60ZM63 198H64V197H63ZM67 198H68V197H67ZM187 198H188V197H187ZM194 198H193V199H194ZM223 198H227V200H229V201H230V200L233 201V199H234V198H232V196L230 197V199H229V197H222V199H223ZM231 198H232V199H231ZM7 199H8V198H7ZM83 199H84V197H83ZM158 199H159V198H158ZM189 199H190V198H189ZM189 199H188V200H189ZM222 199H221V200H222ZM31 200H32V198H31ZM59 200H60V202H61L62 198L59 199ZM73 200H74V199H73ZM76 200H77V199H76ZM76 200H74V201H75V202L79 201V200H77V201H76ZM177 200H178V196H177ZM185 200L187 201V199L184 198V201H185ZM190 200H192V199H190ZM190 200H189V201H190ZM197 200H198V198H197ZM223 200H225V199H223ZM68 201H69V200H68ZM74 201H72V202H74ZM80 201H81V200H80ZM84 201H85V200H84ZM169 201H170V200H169ZM189 201H187V202H189ZM195 201H196V200H195ZM195 201L192 202V206H190L191 204H190L189 206H190V207H193V205L195 204ZM225 201H226V200H225ZM229 201H227V202H229ZM62 202H63V201H62ZM82 202H83V200H82ZM82 202H81V203H82ZM171 202H172V201H171ZM171 202H169V205H170ZM176 202H177V201H176ZM181 202L183 203V200H182V199H181V201H180V204H182ZM233 202H235V200H234ZM64 203H65V201H64ZM157 203H158V202H157ZM229 203H230V202H229ZM41 204H43V203H41ZM41 204H40V205H41ZM62 204H63V203H62ZM86 204H87V203H86ZM141 204H142V203H141ZM153 204H154V203H153ZM175 204H179V202H177V203H175ZM175 204H173V205H175ZM184 204H186V203L184 202ZM230 204H232V203H230ZM79 205H80V204H79ZM84 205H85V204H84ZM88 205H89V204H88ZM225 205H226V202H225ZM228 205H229V204H228ZM72 206L74 207V205H72ZM85 206H86V205H85ZM171 206H172V204H171ZM230 206H231V205H230ZM40 207H41V206H40ZM40 207H39V209H40ZM152 207H153V206H152ZM173 207H174V206H173ZM223 207H224V206H223ZM225 207H226V206H225ZM34 208H35V206L33 207V209L31 208V210H30V208H29V210H30V212L34 213L33 216H34L35 218L32 216V217L34 218V221H35V220L37 221V219L40 218L39 216H40V215L42 216V214H41V213H42V210H38V211H36V213L39 212V216H38V214H35V212H34V211H35ZM75 208H78L77 203H76V207H75ZM84 208H87V207H84ZM167 208H168V207H167ZM175 208H176V205H175ZM177 208H179V207H177ZM188 208H189V207H188ZM35 209L37 210L38 207H36ZM80 209H81V208H80ZM87 209H89V207H88ZM165 209H166V207H165ZM19 210H20V209H19ZM33 210H34V211H33ZM76 210H77V209H76ZM163 210H164V209H163ZM175 210H176V209H175ZM194 210H195V209H194ZM199 210H200V209H199ZM213 210H214V208H213ZM21 211H22V210H21ZM40 211H41V212H40ZM83 211H84V210H83ZM164 211H165V210H164ZM164 211H163V212H164ZM168 211H169V210H168ZM192 211H193V210H192ZM197 211H198V210H197ZM25 212H26V211H25ZM27 212H28L27 214H29V211H27ZM81 212H82V210H81ZM136 212H137V211H136ZM136 212H135V213H136ZM154 212H155V210H154ZM159 212L162 213L161 211H159ZM159 212H158V215H156L157 217L153 214L157 219H156L154 216L151 215L152 218L154 217L155 220H158L157 223L155 222L156 224H159V223H158V222H159V219H158V218H159ZM177 212H178V211H176V214H177ZM180 212H181V210H180ZM198 212H199V211H198ZM201 212H202V210H201ZM203 212H204V210H203ZM32 213H30V216L32 215ZM83 213H84V212H83ZM135 213H133V214L135 215ZM156 213H157V212H156ZM156 213H155V214H156ZM182 213H183V212H182ZM182 213H181V214H182ZM184 213H185V212H184ZM17 214H18V212H17ZM25 214H26V213H25ZM25 214H24V215H25ZM147 214H148V213H147ZM163 214L165 215L166 213H163ZM163 214H162V215H163ZM167 214H168V212H167ZM167 214H166V216H167ZM173 214H174V213H173ZM173 214H172V215H173ZM178 214L180 215V213H178ZM214 214H215V212H214ZM18 215H19V214H18ZM148 215H149V214H148ZM179 215H178V217H180ZM184 215H185V214H184ZM196 215H197V214H196ZM196 215H195V216H196ZM200 215H201V214H200ZM203 215H204V214H203ZM206 215L208 216V213H207ZM215 215H216V214H215ZM30 216H29V217H30ZM36 216H38V217H36ZM136 216H139V215L136 213ZM142 216L145 217V215H142ZM151 216L149 215L148 218L151 217ZM160 216H161V215H160ZM182 216H183V215H182ZM182 216H181L180 218H181V219L183 218L182 220H183V223H184V222H185L184 219H185L186 217H184V216L182 217ZM185 216H186V215H185ZM212 216H214V215H212ZM23 217H24V216H23ZM27 217H28V216H27ZM27 217H26V218H27ZM134 217H135V216H134ZM201 217H202V216H201ZM204 217H205V216H204ZM209 217H210V215H209ZM214 217H215V216H214ZM33 218H32V219H33ZM36 218H37V219H36ZM148 218H147V219H148ZM165 218H167V217H165ZM168 218H170V216H168ZM215 218H216V217H215ZM215 218H214V220L217 219V218H216V219H215ZM29 219H30V218H29ZM32 219H31V220H32ZM138 219H139V217H138ZM145 219H146V218H145ZM189 219H190V218H189ZM193 219H195V218H193ZM197 219H198V218H197ZM200 219H201V218H200ZM200 219H199V220H200ZM202 219H203V218H202ZM251 219H252V218H251ZM25 220H26V219H25ZM39 220H40V219H38V221H37L38 224H39V222L41 221V220H40V221H39ZM140 220H141V219H140ZM152 220H154V219H152ZM163 220H165V219H163ZM166 220H167V219H166ZM179 220H180V219H179ZM179 220H178V221H179ZM185 220H186V219H185ZM199 220H197V221H199ZM203 220H204V219H203ZM203 220H202V221H203ZM217 220H219V219H217ZM228 220H230V219H228ZM21 221H22V220H21ZM34 221L32 220V223H33ZM36 221H35V222H36ZM161 221H162V220H161ZM161 221H160V223H161ZM167 221H168V220H167ZM167 221H166V222H167ZM169 221H171V220L169 219ZM173 221H174V220H173ZM187 221H188V220H187ZM191 221H192V220H191ZM221 221H222V220H221ZM24 222H27V223L23 225V224H21V222H20L21 226H24V227H23V228L20 227L21 229L18 228V230H21L22 233H24L23 230H24L25 226L27 225L26 227H28V221H24V220H23L22 223H24ZM42 222H43V220H42ZM162 222H163V221H162ZM171 222H172V221H171ZM171 222H170V223H171ZM175 222H177V221H174V222H173V224H172L173 226H175V225H174ZM179 222H180V221H179ZM181 222H182V221H181ZM188 222H189V221H188ZM224 222H225V221H224ZM229 222L231 223V221H229ZM29 223H30V226L32 227L33 224H31V221H30ZM43 223H44V222H43ZM155 223H154V224H155ZM186 223H187V222H186ZM186 223H185V225H186ZM192 223H193V222H192ZM197 223H198V222H197ZM199 223H200V222H199ZM199 223H198V224H199ZM216 223H217V221H216ZM219 223H221V222H218L217 225H219ZM237 223H238V222H237ZM36 224H37V223H36ZM36 224H35V225H36ZM38 224H37V225H38ZM40 224H41V222H40ZM147 224H148V223H147ZM156 224H155V225H156ZM195 224H196V222H195ZM210 224H211V223H210ZM222 224H223V221H222ZM244 224H245V223H244ZM35 225H34V226H35ZM37 225H36V226H37ZM165 225H166V224H165ZM172 225H170V226H172ZM177 225H178V223H177ZM181 225H182V224H181ZM211 225H213V226H215V227L217 226V225H214V223H212ZM211 225H210V226H211ZM220 225H221V224H220ZM231 225H232V224H231ZM231 225H230V226H231ZM236 225H237V224H236ZM19 226H20V225H19ZM158 226H159V225H158ZM158 226H157V227H158ZM160 226H163V225L160 224ZM160 226H159L158 228H161ZM193 226H195V225L193 224ZM196 226H197V225H196ZM200 226H201V225H200ZM204 226H205V224H204ZM213 226H211V229H212ZM240 226H241V225H240ZM198 227H199V226H198ZM208 227H209V226H208ZM218 227L220 228V226H218ZM237 227H238V226H237ZM244 227H245V226H244ZM250 227H251V226H250ZM253 227H254V226H253ZM29 228H30V227H28V229H29ZM34 228H35V227H34ZM37 228H38V227H37ZM37 228H36V229H37ZM82 228H83V227H82ZM158 228H157V230H159ZM201 228H202V227H201ZM206 228H207V224H206ZM256 228H257V227H256ZM22 229H23V230H22ZM25 229H27V228H25ZM28 229H27V232H28L29 235H30V233H31L30 231H31V229L33 230V227L30 228L29 231H28ZM36 229H34V231H35ZM84 229H86V228H84ZM163 229H164V227H163ZM165 229H166V228H165ZM167 229H168V227H167ZM180 229H181V228H180ZM192 229H193V228H192ZM202 229H203V228H202ZM207 229H208V228H207ZM211 229H210V230H211ZM213 229H214V228H213ZM213 229H212L211 231H213ZM216 229H218V228L216 227ZM226 229H227V228H226ZM251 229H252V228H251ZM18 230H17V228H16V231H18ZM81 230H82V229H81ZM154 230H156V228H154ZM219 230H220V229H219ZM230 230H231V229H230ZM239 230H240V229H239ZM239 230H238V231H239ZM248 230H249V229H248ZM24 231H25V230H24ZM179 231H180V230H179ZM205 231H206V230H205ZM259 231H260V230H259ZM259 231H258V232H259ZM18 232H19V235L22 234V233H20V231H18ZM18 232H16V233L18 234ZM27 232L24 233V234L27 235ZM32 232H33V231H32ZM217 232H219V231H217ZM229 232H230V231H229ZM233 232H235V231H232V233H233ZM254 232H255V231H254ZM256 232H257V230H256ZM258 232H257V234H256L257 236H259V233H258ZM1 233H2V232H1ZM71 233H72V231H71ZM71 233H70V234H71ZM180 233H181V232H180ZM213 233H214V232H213ZM252 233H253V232H252ZM14 234H15V232H14ZM17 234H16V235H17ZM24 234H22V235H24ZM31 234H32V233H31ZM40 234H41V233H40ZM70 234H69V235H70ZM200 234H202V233H200ZM209 234H211V233H209ZM216 234H217V233H216ZM219 234H220V232H219ZM219 234H218V235H219ZM221 234H222V233H221ZM221 234H220V235H221ZM224 234H226V233H224ZM235 234H236V233H235ZM66 235H67V234H66ZM69 235H68V236H69ZM137 235H138V234H137ZM239 235H241V234H239ZM242 235H243V234H242ZM242 235H241V236H242ZM246 235H247V234H246ZM261 235H262V234H261ZM261 235H260V236H261ZM36 236H37V235H36ZM42 236H43V235H42ZM62 236H63V235H62ZM212 236H213V235H212ZM230 236H233V235H230ZM234 236H235V235H234ZM241 236H240V237H241ZM2 237H3V235H2ZM28 237H29V236H28ZM44 237H45V236H44ZM46 237H47V235H46ZM46 237H45V238H46ZM63 237H64V236H63ZM66 237H67V236H66ZM66 237H65V238H66ZM139 237H140V236H139ZM204 237H205V236H204ZM214 237H215V236H214ZM216 237H217V235H216ZM221 237H222V236H221ZM237 237H238V236H237ZM237 237H236V238H237ZM252 237L255 238L256 236H255V237L252 236ZM263 237H264V234H263ZM125 238H126V237H125ZM243 238H244V237H243ZM243 238H241V239H243ZM245 238H246V237H245ZM253 238H252V239H253ZM40 239H41V238H40ZM43 239H44V238H43ZM68 239H69V238H68ZM138 239H139V238H138ZM208 239H209V238H208ZM217 239H218V238H217ZM219 239H220V238H219ZM239 239H240V238H238V240H239ZM256 239H257V238H256ZM258 239H259V237H258ZM260 239H261V238H260ZM45 240H46V239H44V242H45ZM65 240H66V239H65ZM70 240H71V239H70ZM121 240H122V239H121ZM244 240H245V239H244ZM39 241L41 242L42 240H39ZM66 241L68 242V240H66ZM134 241H135V240H134ZM210 241H211V240H210ZM236 241H237V240H236ZM246 241L249 243V242H251L252 240H251V238H250V241L247 240V239H246ZM42 242H43V241H42ZM70 242H71V241H70ZM127 242H128V241H127ZM131 242H132V241H131ZM135 242H137V241H135ZM135 242H134V243H135ZM208 242H209V240H208ZM221 242H222V241H221ZM232 242H233V241H232ZM234 242H235V241H234ZM241 242H242V241H241ZM244 242H245V241H244ZM256 242H257V240H256ZM65 243H66V242H65ZM87 243H88V242H86V244H87ZM137 243H138V242H137ZM140 243H141V242H140ZM143 243H144V242H143ZM229 243H230V242H229ZM229 243H227L228 245L226 244L227 247H229ZM238 243H240V242H238ZM251 243L254 244V242H251ZM257 243H258V242H257ZM257 243H256V244H257ZM4 244H6V243H4ZM4 244H3V245H4ZM43 244H44V243H43ZM45 244H46V243H45ZM63 244H64V243H63ZM63 244H62V245H63ZM68 244H69V243H68ZM153 244H154V243H153ZM202 244H203V243H202ZM211 244H212V243H211ZM232 244H234V243H232ZM235 244H236V243H235ZM240 244H241V243H240ZM243 244H246V243H243ZM256 244H255V248L257 249L258 246L256 247ZM3 245H1V246L3 247ZM66 245H67V244H66ZM132 245H133V244H132ZM139 245H141V244H139ZM139 245L137 244L136 247L139 248V247H140ZM207 245H208V244H207ZM224 245H225V243H224ZM226 245H225V246H226ZM236 245H237V244H236ZM247 245H248V249H249V245H250V244H247ZM247 245H246V246H247ZM251 245H252V244H251ZM262 245H263V244H262ZM8 246H9V245H8ZM54 246H55V245H53V247H54ZM64 246H65V244H64ZM64 246H63V247H64ZM145 246H146V245H145ZM145 246H144V248L147 247V246H146V247H145ZM213 246H214V245H213ZM240 246H241V245H240ZM5 247H6V246H5ZM5 247H4V248H5ZM122 247H123V245H122ZM130 247H131V246H130ZM157 247H158V246H156V248H157ZM209 247H210V246H209ZM215 247H216V246H215ZM230 247H232V245H231ZM233 247H234V246H233ZM244 247H245V246H244ZM252 247H254V246H252ZM8 248H9V247H8ZM56 248H57V247H56ZM123 248H125V247H123ZM128 248H129V247H128ZM141 248H143V247H141ZM151 248H152V247H151ZM156 248H155V250L159 249V248H157V249H156ZM160 248H161V247H160ZM178 248H179V247H178ZM178 248H177V249H178ZM205 248H206V247H205ZM212 248H214V247H212ZM242 248H243V246H242ZM2 249H3V248H2ZM54 249H55V248H54ZM59 249H60V248H59ZM121 249H122V248H121ZM153 249H154V247H153ZM163 249H164V248H163ZM239 249H241V248H239ZM244 249H246V248H244ZM244 249H243V250H244ZM252 249H254V248H252ZM4 250H5V249H4ZM62 250H63V248H62ZM62 250H61V252H62ZM128 250H129V249H128ZM133 250H134V249H133ZM136 250H139V249H136V248H135L134 251H136ZM155 250H154V252H155ZM159 250H160V249H159ZM182 250H183V249H181V250H179V251H182ZM210 250H211V249H210ZM243 250H242V252H243ZM246 250H247V249H246ZM0 251L2 252V250H0ZM56 251H57V249H56ZM134 251H131L130 253H133ZM147 251H148V250H147ZM236 251H237V250H236ZM248 251H249V250H248ZM248 251H247V252H248ZM252 251H253V250H252ZM57 252H58V251H57ZM137 252H139V251H137ZM137 252H135V254H136ZM238 252H239V251H238ZM4 253H5V251H4ZM122 253H123V252H122ZM122 253H121V254H122ZM157 253H158V252H157ZM171 253H172V252H171ZM174 253H175V252H174ZM174 253H173V254H174ZM232 253H233V252H232ZM240 253H241V250H240ZM244 253H246V252H244ZM244 253H243L242 255H244ZM1 254H2V253H1ZM5 254H6V253H5ZM135 254L133 253V256H134ZM149 254H150V253H149ZM153 254H154V253H153ZM155 254H156V252H155ZM177 254H178L177 256L181 257V259L183 258L182 261L186 260V261H185L186 264H187V262L190 263L192 259H196V257H195L194 255H192L193 253H192V254H191V253H186V251H184V253L181 252V254H179V252H178V250H177ZM3 255H4V254H3ZM131 255H132V254H131ZM157 255H160V254H156V257H157ZM161 255H162V254H161ZM161 255H160V256H161ZM234 255H235V254H234ZM239 255H240V254H239ZM1 256H2V255H1ZM1 256H0V257H1ZM9 256H11V255H9ZM9 256H8V257H9ZM18 256H19V255H18ZM162 256H164V253H163ZM172 256H173V255H172ZM177 256H176V257H177ZM204 256H205V258H207V257L210 258V255L207 256V254H206V255H204ZM235 256H236V255H235ZM5 257H6V256H5ZM134 257H136V255H135ZM139 257H140V256H139ZM173 257H175V255H174ZM202 257H203V255H202ZM233 257H234V256H233ZM140 258H141V257H140ZM148 258H149V259H150V258L153 259L152 254H150V257H148ZM170 258H171V257H170ZM203 258H204V257H203ZM0 259H1V258H0ZM173 259H174V258H173ZM207 259H208V258H207ZM225 259H226V258H225ZM10 260H11V259H10ZM14 260H15V259H14ZM189 260H190V261H189ZM208 260H209V259H208ZM1 261H2V259H1ZM3 261H4V260H3ZM17 261H18V260H17ZM138 261H139V260H138ZM173 261H174V260H173ZM195 261H196V260H195ZM195 261H193V263H194ZM217 261H218V260H217ZM222 261H223V260H222ZM263 261H264V260H263ZM6 262H7V260H6ZM9 262H10V261H9ZM15 262H16V261H15ZM139 262H140V261H139ZM198 262H199V261L197 260V262H195V264L198 263ZM10 263H12V262H10ZM142 263H143V262H142ZM201 263H202V262H201ZM201 263H199V264H201ZM206 263H207V262H206ZM206 263H205V264H206ZM224 263H225V262H224ZM2 264H4V262H3ZM8 264H9V263H8ZM203 264H204V262H203ZM225 264H226V263H225Z\"/></svg>",
  "mask_w": 264,
  "mask_h": 264
},
{
  "label": "crops",
  "instance_id": "crops-1",
  "mask_svg": "<svg viewBox=\"0 0 264 264\" xmlns=\"http://www.w3.org/2000/svg\"><path fill=\"white\" fill-rule=\"evenodd\" d=\"M126 6H127V5H126ZM136 6H137V5H133V6H132L133 9H137ZM129 7H130V6H129ZM132 7L128 8V6H127V8H124L123 13L126 12V11L129 12V11H130L129 9H131ZM137 7H138V6H137ZM98 8H99V6H98ZM126 9H127V10H126ZM125 10H126V11H125ZM112 11H113V12H117V11H115V10H112ZM118 12L120 13V11H118ZM121 13H122V12H121ZM108 14H112V15H111V16H112V20L115 19L116 16H117L116 19H119L120 16H122V18H123V16H124V19H125V18H128L127 15L130 16L129 14H127V12H126L127 15H126L125 13H124V15L116 14V13H108ZM113 15H114L115 17H114ZM120 18H121V17H120ZM105 28H107V27H105ZM121 28H122V29H127V30H124L123 33L127 31L128 35H127V33H126V36H125V37H122V36H120V35H117L116 38H118V37H119V38H121V37H122V38H127V37H129V34L131 33L132 27H130V26H126V27H125V26H122ZM128 28H129L130 30H129ZM107 29H108V28H107ZM105 30H106V29H105ZM105 30H104L103 32H106ZM115 30H118V31H119L120 29H115ZM109 31H110V29H108L107 33H108ZM113 31H114V30H113ZM121 31H122V30H120L119 32H121ZM128 31H129V32H128ZM112 34H113V32H112ZM106 40H107V39H105V41H104L105 43H107L108 40H109V42L112 41V42L115 43V41H113V40H111V39H108L107 41H106ZM117 40H118V39H117ZM121 41H124V39H121ZM155 41H156V40H155ZM104 42H103V43H104ZM109 42H108V43H109ZM98 43H99V42H98ZM100 43H102V42H100Z\"/></svg>",
  "mask_w": 264,
  "mask_h": 264
}]
</instances>
